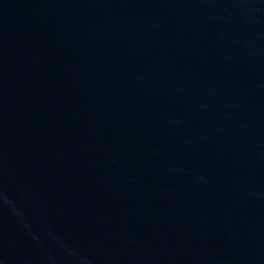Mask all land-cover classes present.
<instances>
[{
  "label": "water",
  "instance_id": "1",
  "mask_svg": "<svg viewBox=\"0 0 264 264\" xmlns=\"http://www.w3.org/2000/svg\"><path fill=\"white\" fill-rule=\"evenodd\" d=\"M0 264H264V0H0Z\"/></svg>",
  "mask_w": 264,
  "mask_h": 264
}]
</instances>
